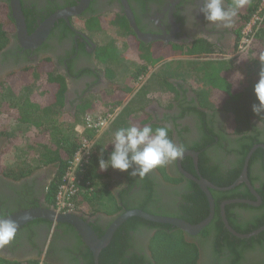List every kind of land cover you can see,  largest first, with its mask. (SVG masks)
<instances>
[{
    "label": "flooded vegetation",
    "instance_id": "obj_1",
    "mask_svg": "<svg viewBox=\"0 0 264 264\" xmlns=\"http://www.w3.org/2000/svg\"><path fill=\"white\" fill-rule=\"evenodd\" d=\"M21 3L27 16L28 33L33 35L56 14L80 7L82 0H21ZM232 3L233 0H226V6ZM248 3L249 0L239 9L233 26L224 28L205 21L199 10L203 6L202 0H89L79 16L55 21L46 41L35 49L23 48L16 31L9 35V43L0 53V85L49 59L58 74L66 79L64 109L75 116L91 100L117 89L120 77L114 76V71L129 70L126 83L136 81L140 86L136 97L130 99L131 102L137 100L140 105L151 98L152 102L143 106L142 112L150 116L151 124L169 125L170 137L185 148L182 158L164 168L165 175L172 181L165 179L158 169L144 178L131 176V169L127 172L113 169L112 173L118 175L115 179L121 186L112 188V192L122 209L112 215L98 213L90 216L76 212L92 228L99 227L102 237L129 211H143L144 208L174 219H181L189 208L197 211L198 205L193 198L188 197V193H194L192 184H198L181 172L179 164L194 178H205L200 170L197 172L194 158L187 153L198 154V169L199 157L203 153L208 169H217L223 177L233 171L238 160V144L235 142L238 138L235 134L237 126L234 122L230 123L225 111L203 107V91L211 65L227 63L235 66L240 55L236 52L241 48L248 27L242 29ZM127 9L144 39L131 27ZM190 12L192 15H189ZM98 36L104 39H97ZM155 58L163 62L160 61L158 67L152 69L154 65L150 63ZM147 63L144 69L143 65ZM184 69L189 74L182 73ZM155 87H158L162 97L154 100L146 92ZM156 100L166 107H159ZM87 116L79 119L83 126ZM109 127H115V119ZM246 130L248 135L257 139L255 142L264 141V117L251 118ZM8 143L6 137H0V164H3L1 157L5 156ZM262 146L263 143L254 147L264 149ZM199 149H202V153L197 151ZM184 165L188 168L185 169ZM56 170V167L50 166L34 171L31 176L20 181L8 179L0 173V217L6 218L31 209L55 208L48 203L47 192L56 177ZM251 171L252 177L257 178L254 186L257 190L264 183L261 164L256 163ZM151 185L154 198L147 200L144 187ZM122 194L124 202L120 200ZM252 196L255 201H248L257 205L249 206L259 208L262 199L259 203ZM212 198L214 200L213 195ZM227 201L231 200L223 201L221 205ZM133 206L137 208L130 210L129 207ZM234 213L239 217L247 215L241 209H234ZM154 233V230L144 229L135 235L131 251H146L149 254V243ZM90 253L93 255L72 225L52 223L45 219H36L18 229L14 240L0 248V258L22 264H88ZM202 260L200 264H203Z\"/></svg>",
    "mask_w": 264,
    "mask_h": 264
},
{
    "label": "trees",
    "instance_id": "obj_2",
    "mask_svg": "<svg viewBox=\"0 0 264 264\" xmlns=\"http://www.w3.org/2000/svg\"><path fill=\"white\" fill-rule=\"evenodd\" d=\"M262 2L263 0L249 1L248 8L245 10L242 29L247 27L257 14ZM261 15V21L255 26L249 45V55L256 59H260V55L264 53V12ZM25 17L27 18L26 15ZM15 31V21L12 17L9 0H0V53L7 47L9 35ZM161 60L156 58L150 64L153 65ZM177 64L180 65L181 63ZM143 66L146 69L148 63ZM211 66L209 68L210 72L207 73L205 78L206 88L203 91V107L223 110L233 119L237 126L235 134L238 138L235 142L238 144L236 151L238 160L233 171L227 177H223L217 169L212 171L206 167L204 154L201 151L202 149H199L197 151L202 153L199 157V170L203 177L214 186L227 188L240 177L246 157L252 148L257 144H264V141L261 143L255 142L257 139H254L252 135H248L246 130L250 126L251 118L264 117V113L257 115L253 112L252 105L258 104L259 101L255 95L254 86L250 85L249 87L244 83L243 73L241 74L232 64L220 63L219 66ZM115 72H113L114 76H118V73ZM42 74L46 76V79L42 84H38ZM17 81L27 83L25 87L28 88V94L24 96L20 104L0 100V137L7 138L9 141L8 148L19 144L21 134L19 132H9L3 126L4 122L12 120H15L21 126L30 127L32 132L27 138L28 141L22 144L23 146L18 145V147L21 146L22 162L13 167H4L3 164H0V173L8 179L20 181L31 176L34 171L50 166L56 167V177L47 192L48 203L56 206V199L63 177L81 148L82 140L95 141L97 134L95 130L87 129L83 137L75 131L77 120L94 109L86 104L75 116L65 111L66 79L58 74L49 59L36 68H30L13 76L10 82L1 84L0 94L14 88L17 84L14 82ZM33 82L40 86L41 90L39 89L38 93L31 92V88L36 85ZM119 86V92L125 94L132 92V88L126 81L119 84ZM32 90L34 91V89ZM146 124L153 127L157 126L148 122H135L134 125L143 127ZM33 131L35 132L33 133ZM95 146L93 143L90 163L83 168L82 172L78 173L81 184L73 202L81 212L84 209H89L90 216L98 213L112 215L119 212L122 207L112 192V185L109 180H113V177L109 172L110 170H102L99 161L100 159L108 160L113 148L96 150ZM6 153L7 150L4 151V155ZM256 163L261 164L264 172V149L262 148L255 151L249 164V179L253 186H255L257 178L252 177L251 169ZM164 168L165 166L157 169L165 176V179L171 180L165 175ZM184 168L187 169L188 166L184 165ZM192 185L195 192L188 193V197L196 201L198 209L195 211V208H189V210H186L185 215L180 218L196 225L209 216L210 207L206 195L197 185ZM144 190L146 191L145 197L147 200L154 198L152 185L144 187ZM256 191L262 199L259 208L236 203L225 208L230 226L239 234H250L264 226V183ZM211 194L215 200L216 214L211 224L198 237H187L188 234L171 225L153 223L134 217L129 219L116 232L111 244L100 254L99 264H200L202 259L203 264H264V231L249 239H239L226 229L221 216V202L223 201L238 199L255 201L246 184L242 183L228 192L212 190ZM120 200L124 202L123 194ZM124 204L126 205V203ZM134 208L137 207H129L130 210ZM234 209H241L247 215L239 217L234 213ZM142 210L156 216H168L144 208ZM93 229L100 238L103 236V233L99 231V227L95 226ZM144 229L154 230L155 232L150 239L149 254L146 251L132 252L134 236ZM88 257H90L88 264H95L91 253ZM0 264L22 263L10 262L0 258Z\"/></svg>",
    "mask_w": 264,
    "mask_h": 264
},
{
    "label": "water",
    "instance_id": "obj_3",
    "mask_svg": "<svg viewBox=\"0 0 264 264\" xmlns=\"http://www.w3.org/2000/svg\"><path fill=\"white\" fill-rule=\"evenodd\" d=\"M89 0H82V4L80 7L67 9L66 11L60 12L56 14L55 16L51 17L47 22L44 23V25L33 35H29L28 28L26 24V19L23 13L22 9V3L21 0H9V5L12 12V17L15 21V27H16V35L18 36L19 41L21 42L23 48H29V49H35L43 44V42L46 41V39L49 36L50 30L53 27L55 21H57L59 18H64L66 20H69L70 17H77L79 16L83 10H85ZM127 17L129 20V23L131 27L135 30V32L138 34V36L141 39H144L143 36L140 34L139 30L137 29L135 20L133 15L131 14L130 10L127 9ZM264 148V146H262ZM257 147H254L250 153L248 154L243 171L241 173V176L237 179V181L227 188H218L208 182L207 180L200 177L199 179L194 178L193 176L186 173L181 163L179 164L181 172L189 179H193L200 189L205 193L209 200L210 205V213L209 216L202 221L199 224L192 225L184 220L181 219H174L170 217H161V216H155L148 214L141 210H133L129 211L126 214H124L121 218H119L109 229V231L106 233V235L102 238H99L95 230L92 228V226L83 218V216L80 213L76 212H69V213H59L55 208H45V209H31L22 211L19 213H16L14 215H11L6 218H10L12 220H15L18 224V229L28 225L30 222L36 220V219H45L52 223H66L72 225L78 234L80 235L83 243L91 250L93 253V258L95 264H99V258L101 252L108 247V245L111 243L115 232L117 229L125 223L128 219L137 217L144 219L149 222L158 223V224H165V225H171L174 227H177L184 233L190 235V236H197L202 233V231L207 228L211 222L213 221L216 213V205L212 198L211 191H221V192H228L236 187H238L240 184L244 183L247 185V187L250 189L252 194L258 199L259 203L261 202V197L257 193L255 187L252 185L251 181L248 177V169H249V163L252 158V155L256 151ZM186 155H190L195 160V167L197 169V172L199 173L198 169V154L197 153H187ZM247 204V205H257L256 203L250 202L248 200H231L223 203L221 205V215L223 223L226 227V229L235 237L239 239H249L254 236H257L261 234L264 231V226L260 229L250 233V234H239L237 233L229 224L225 212V207L228 204Z\"/></svg>",
    "mask_w": 264,
    "mask_h": 264
},
{
    "label": "clouds",
    "instance_id": "obj_4",
    "mask_svg": "<svg viewBox=\"0 0 264 264\" xmlns=\"http://www.w3.org/2000/svg\"><path fill=\"white\" fill-rule=\"evenodd\" d=\"M247 0H233L226 6V0H202L200 12L208 24L231 28ZM197 7V6H196ZM192 15V12L189 13ZM260 61L264 63V53L260 55ZM254 92L259 101L252 105L255 114L264 113V69L259 74V80L254 85ZM91 125V122L89 124ZM170 126L163 124L153 127L144 125L139 127L130 125L118 128L112 138L113 150L108 160L100 159L102 170L109 167L127 172L130 175L144 178L157 169L174 163L184 155L185 148L178 145L170 137ZM18 224L10 218L0 217V248L9 245L17 235Z\"/></svg>",
    "mask_w": 264,
    "mask_h": 264
},
{
    "label": "rangeland",
    "instance_id": "obj_5",
    "mask_svg": "<svg viewBox=\"0 0 264 264\" xmlns=\"http://www.w3.org/2000/svg\"><path fill=\"white\" fill-rule=\"evenodd\" d=\"M253 22H254V17L252 18V20L250 21V23L248 25L253 26ZM256 25H257V23L253 26V32H254V28ZM251 37H252V35H251ZM100 38H101L100 36L97 37V39H100ZM101 39H104V38H101ZM250 42H251V40L248 41V39H246L242 43L241 48L238 49V51L236 52V54H240V55H239V57H237V60L234 63L235 68L237 70H239L241 72V74L242 73L244 74V75H242L244 78L243 81L249 87H250V85L254 86L258 82L259 74H260L261 70L264 69V63H262L260 61V59L253 58L252 56L249 55L250 54L249 53ZM173 66H175V64ZM156 67L157 66H153L152 69H155ZM185 67H186V65H184V68ZM125 71H126V69H125ZM128 73H129V70H128ZM182 73H184V74L188 73L189 74V71L186 73L185 69H184L182 71ZM127 76L125 74H123V72L118 73V77H123V78L125 77L126 78ZM45 79H46V76L44 74H42L40 76V81H38V84H42L45 81ZM189 81L191 82V80H189ZM8 82H9V80L7 81V83ZM14 83H17L14 88H12L10 90H6L0 94V100H5V101L12 102L15 104H20L22 102V99L24 98V96H27L28 88L25 87L27 85V83H23V81H17ZM14 83L12 82V84H14ZM34 84H36V83H34ZM38 84H36L35 87L31 88V92L38 93L41 90L40 86ZM147 86H149V85H147ZM157 88L158 87H155V89H157ZM32 89H34V91ZM152 97L154 98V100H155V98H158V97H154V96H152ZM158 99H160V98H158ZM151 100L152 99L149 98L147 101H145L144 102L145 105L147 102L151 103L152 102ZM134 102L137 103V100H135ZM140 105L145 106V105H143V103ZM65 111H66V109H65ZM83 117L84 116H82L80 118V120H82ZM228 117H229L230 123H233V119L229 115H228ZM122 118H121V120H122ZM3 124H4L3 125L4 128L7 129L9 132H19L21 134V139L19 140L18 145L23 146L22 144H25V142L28 141L27 138H28L30 132H32L30 130V127L23 126V125L21 126L15 120H12L10 122L9 121L4 122ZM121 125H123V124H121ZM121 125H118L113 131H116V129L118 127H120ZM109 131H111V130H109ZM34 132L35 131H33V133ZM108 132H106L104 135H103V132L96 134V138L94 139L95 141L93 142L96 145L95 146L96 150H98V149L99 150H109L110 148H113V145H111L112 138H113L112 131L109 134H107ZM99 135H101V136H99ZM18 145L8 148V146H9V144H8L7 148L5 149V150H7V153L5 154L4 157H1V160H2V163L4 164V167H13V166H16L17 164H19L20 162H22L23 159H22V155L20 152L21 146L18 147ZM107 170H110L109 172L113 177V180H109L110 184L112 185V188L120 187L121 183L115 179L118 175L112 173L113 168L109 167ZM83 212H85V214L89 215V209H84Z\"/></svg>",
    "mask_w": 264,
    "mask_h": 264
},
{
    "label": "built area",
    "instance_id": "obj_6",
    "mask_svg": "<svg viewBox=\"0 0 264 264\" xmlns=\"http://www.w3.org/2000/svg\"><path fill=\"white\" fill-rule=\"evenodd\" d=\"M263 12L264 0L259 8V11L254 16L253 26L261 21V14ZM253 26L248 25V27L246 28L243 42L246 39H248V41L251 40ZM114 119L115 117L113 115H109L107 117L88 115L85 126H83L82 128L78 127L76 131L78 135H81V137H83V134L87 129H93L97 134H99L104 132L111 125ZM90 122L92 126H89ZM81 143L82 146L74 157V160L67 173L64 175L62 184L59 188L55 206V209L59 213L81 212L80 209L75 206L73 199L79 192L81 184L78 173L82 172L83 168L88 165L92 159L93 142L87 139H83Z\"/></svg>",
    "mask_w": 264,
    "mask_h": 264
},
{
    "label": "crops",
    "instance_id": "obj_7",
    "mask_svg": "<svg viewBox=\"0 0 264 264\" xmlns=\"http://www.w3.org/2000/svg\"><path fill=\"white\" fill-rule=\"evenodd\" d=\"M160 63L161 62L158 61L157 63H155L153 65L158 67V65ZM121 72H123V74H125V75L129 74L128 70H127V72L125 70L120 71V72L117 71V73H121ZM124 81H126V80L123 78H120L117 89H115L114 91H107L101 97L95 98L94 100H91L87 104V106L93 107L94 110L92 112H90L89 114L97 116V117H107L109 115H113L115 117V125L118 126V125L123 124L120 127H128L130 125H134L136 120H138V122H142V120L143 121L147 120V122L150 123L149 122V120L151 119L150 116H148V115L146 116L145 112H142L143 106L139 105L138 103L131 102V100H130L131 98L132 99L134 98L133 96L136 97V93H137L138 89L140 88V86H138L136 84V81H134V82L130 81L128 84L132 88V92L130 94H125L124 92H119V87H120L119 84H122V82H124ZM146 93H147V96H154V97H160V98L162 97V96H160L162 94L160 93L159 89L148 90ZM143 101H145V100H143ZM142 103H143V105H145L144 102H142ZM155 103H157L159 107H162V108L166 107L165 104H161L160 101H158V100H156ZM148 104L149 103H147L144 107L148 106ZM89 114H86V115H89ZM86 115H84V116H86ZM139 115H141V116L143 115V116L147 117V119L145 117H140ZM121 118H122V120H121ZM76 123L77 124H76L75 131L78 127H81V128L83 127V124L79 120H77ZM120 127H118V128H120ZM109 130H112V128L111 127L107 128L103 132V135L106 132H108ZM110 132L111 131H109L107 134H109ZM114 132L115 131H112V136H113ZM101 135H99V136H101Z\"/></svg>",
    "mask_w": 264,
    "mask_h": 264
}]
</instances>
